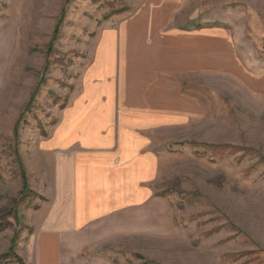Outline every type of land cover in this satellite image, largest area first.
<instances>
[{
  "label": "rangeland",
  "instance_id": "1",
  "mask_svg": "<svg viewBox=\"0 0 264 264\" xmlns=\"http://www.w3.org/2000/svg\"><path fill=\"white\" fill-rule=\"evenodd\" d=\"M144 1L0 0L5 239L13 230L21 237L24 217L47 201L49 162L39 141L78 90L96 35ZM182 12L192 17L188 28L205 26L231 50L226 43L229 53L210 58L218 64L207 73L170 83L186 111L150 136L154 189L165 203L161 230L129 236L108 253L118 264H264V0H190Z\"/></svg>",
  "mask_w": 264,
  "mask_h": 264
},
{
  "label": "crops",
  "instance_id": "2",
  "mask_svg": "<svg viewBox=\"0 0 264 264\" xmlns=\"http://www.w3.org/2000/svg\"><path fill=\"white\" fill-rule=\"evenodd\" d=\"M189 2L145 0L96 35L78 90L39 141L50 183L15 242L23 264H118L108 253L114 245L160 232L165 203L154 189L150 136L162 122L182 119L170 83L207 73L218 64L210 58L229 53L225 37L202 24L188 28ZM4 232L0 253L10 244Z\"/></svg>",
  "mask_w": 264,
  "mask_h": 264
},
{
  "label": "trees",
  "instance_id": "3",
  "mask_svg": "<svg viewBox=\"0 0 264 264\" xmlns=\"http://www.w3.org/2000/svg\"><path fill=\"white\" fill-rule=\"evenodd\" d=\"M68 1L69 0H65V3H67ZM60 24H61V17L58 19V21L54 27L52 38H51L52 41H54L57 38V35L59 33ZM51 43H50V46H51ZM28 104H30V101L28 102ZM16 128H17V122H16V125L14 126V132L16 131ZM22 182H23L22 183L23 187H26L25 178L22 179ZM8 225H9L8 221H3V219H0V232L5 230ZM16 237H17V233H16V231H14L13 236L11 238V243H10L9 248L5 252L0 254V264H5L8 261H10V259L15 260V262L18 264H23L22 259L20 257H18L17 254L14 252Z\"/></svg>",
  "mask_w": 264,
  "mask_h": 264
}]
</instances>
